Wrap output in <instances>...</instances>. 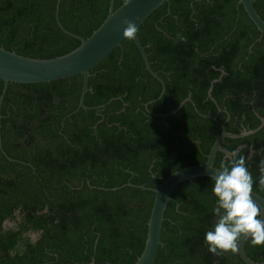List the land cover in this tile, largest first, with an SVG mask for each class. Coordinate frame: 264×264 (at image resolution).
Listing matches in <instances>:
<instances>
[{
  "label": "trees",
  "instance_id": "1",
  "mask_svg": "<svg viewBox=\"0 0 264 264\" xmlns=\"http://www.w3.org/2000/svg\"><path fill=\"white\" fill-rule=\"evenodd\" d=\"M126 0H115L118 8ZM239 0H170L138 28L152 69L132 38L91 69L79 108L80 74L41 83H10L2 107L0 147V264H133L142 253L154 192L180 168L204 163L226 123L239 133L264 117V34ZM0 0V46L34 58L75 49L108 15L110 0ZM264 20V0H256ZM262 35V36H261ZM224 72V73H223ZM218 79L212 83L213 80ZM213 86L212 96L208 90ZM3 81L0 79V95ZM176 113L162 117L176 109ZM120 98V99H119ZM112 99V100H111ZM111 100V101H110ZM110 101V102H109ZM217 105L220 107L218 110ZM96 126V127H95ZM215 166L244 157L259 186L264 127L227 138ZM210 177L180 183L165 211L153 264H246L238 248L209 251L205 231L215 222ZM238 244V242H237ZM248 256L264 262V243L246 242Z\"/></svg>",
  "mask_w": 264,
  "mask_h": 264
},
{
  "label": "water",
  "instance_id": "2",
  "mask_svg": "<svg viewBox=\"0 0 264 264\" xmlns=\"http://www.w3.org/2000/svg\"><path fill=\"white\" fill-rule=\"evenodd\" d=\"M255 1L256 0H239L238 2L239 4L243 5L249 18L263 35L264 20L254 6ZM169 2L170 0H126L123 4L115 9V0H110L109 12L105 20L97 29L92 32L90 36H88L87 38H82L79 35L70 33L63 28L62 24L59 21L60 0H58L56 6V17L59 25L69 34L79 38L81 40V43L70 52L53 58L28 57L19 54L14 50H7L3 46H0V79L3 81V89L0 95V130L2 127L3 118L2 107L10 83L34 84L41 82H50L53 80L63 79L80 74L83 76V85L79 99V108H83L85 110H100L104 108L106 104H101L94 107H88L85 104L86 94L90 90V69L101 60H103L116 47L121 46L123 40L127 38L125 34L127 31V25L125 24V21H130L135 30H137V28L157 8ZM132 39L143 57L146 69L153 77L159 80L162 85L159 96L145 103V107L148 109L150 104L162 99L166 92V85L163 79L160 78L158 73L152 69L151 62L145 50V46L142 44L137 31H135ZM217 80L218 79L213 80L212 83L216 82ZM212 89L213 86H211L208 90V98L215 100L212 96ZM188 100H190V96L182 100L179 106L171 112L164 114H154L150 112V114L162 116L164 118L168 115L176 114ZM217 107L218 110H220V107L218 105ZM255 113L260 118V125L250 130L243 129L237 134L228 132L226 130L227 121H225L222 124V131L213 143L204 163L180 168L177 171L171 173L161 183L159 182V178H157L156 175H153L152 177L154 179V187L135 185L131 182H128L120 187L112 188V190H117L124 186H131L143 190H150L155 194L150 218L147 223L148 230L145 246L142 253L133 264L154 263L159 247L161 245V230L163 226L165 211L168 203L171 200L172 193L180 183L196 177H211L213 174H217V170H219L220 168L215 166V161L219 152L224 155V159H232V157L238 154L242 148H247L250 155H252L256 151L252 145L247 143L239 145L234 151H229L224 147V143L226 142L227 138H243L257 133L264 127V117L261 116L257 111ZM0 147L2 148L1 133ZM251 196L260 205L262 210H264V196L254 191H252ZM249 238L250 237L248 236H242L238 240L237 248L241 259L246 264H264V262L254 261L248 256L245 246ZM86 264L97 263L93 258L91 262Z\"/></svg>",
  "mask_w": 264,
  "mask_h": 264
},
{
  "label": "clouds",
  "instance_id": "3",
  "mask_svg": "<svg viewBox=\"0 0 264 264\" xmlns=\"http://www.w3.org/2000/svg\"><path fill=\"white\" fill-rule=\"evenodd\" d=\"M125 24V34L132 38L136 30L130 21ZM258 170V183L264 188V157L258 161ZM210 179L215 196L212 212L216 219L204 235L209 251L216 254L228 250L235 252L242 236L251 237L254 245L264 243V210L251 196L253 178L245 158L233 159L228 165L222 163Z\"/></svg>",
  "mask_w": 264,
  "mask_h": 264
},
{
  "label": "flooded vegetation",
  "instance_id": "4",
  "mask_svg": "<svg viewBox=\"0 0 264 264\" xmlns=\"http://www.w3.org/2000/svg\"><path fill=\"white\" fill-rule=\"evenodd\" d=\"M255 3V2H254ZM159 81V80H158ZM164 81V80H163ZM165 83V82H164ZM161 84V83H160ZM162 86V85H161ZM189 97V96H188ZM226 121H228V119L226 120ZM227 123V122H226ZM246 129V128H245Z\"/></svg>",
  "mask_w": 264,
  "mask_h": 264
}]
</instances>
